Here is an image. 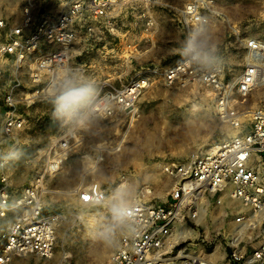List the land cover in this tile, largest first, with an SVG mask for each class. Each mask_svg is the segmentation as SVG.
<instances>
[{"label":"rangeland","instance_id":"rangeland-1","mask_svg":"<svg viewBox=\"0 0 264 264\" xmlns=\"http://www.w3.org/2000/svg\"><path fill=\"white\" fill-rule=\"evenodd\" d=\"M189 1L145 4L116 0L110 24L104 25L98 38L79 43L78 51L82 53L72 61L69 72L63 76L64 82L53 95H46L45 90L41 96L33 95L41 87L34 86L27 72L21 75L19 93L25 100V121L23 129L6 146L9 173L17 186L29 185L41 177L42 202L45 208L57 212L60 220L52 258L39 260L28 256L23 257L25 262L16 264L106 262L125 228L123 220L113 218L114 204L119 203L124 209L135 190L144 184L153 188L158 201H165L172 185L163 169L166 162L206 150L234 135L215 116L210 89L197 84L166 85L158 79L138 97L132 116L118 120L86 117L91 104L111 97L140 71L153 65L167 66L185 56L187 42L176 18ZM202 1L210 20L195 37L200 61L205 66H221L226 82L234 83L248 63L250 51L245 48L246 41H264V0ZM28 2L36 16L58 12L63 6L62 0H0V19L6 23L5 29L0 28V40L9 28L21 23ZM0 67H4L1 58ZM82 87L90 89L86 99L66 113L57 112V98ZM231 102L238 110L264 108V83L245 96L234 95ZM67 136L70 139L66 150L50 147ZM104 142L111 146L109 153L102 161H96L94 148ZM54 151L62 162L58 171L51 172L47 163ZM93 184L104 192L105 201L100 205H81L79 192ZM230 204L246 212L240 204ZM177 224L174 240L181 239L176 237ZM183 232L181 222V237ZM259 232L257 228L254 233ZM108 238L112 239L108 256L96 259L94 250L106 245ZM221 244L219 238L215 249L220 254L219 263L223 264ZM17 258L9 264H15L13 260Z\"/></svg>","mask_w":264,"mask_h":264},{"label":"built area","instance_id":"built-area-1","mask_svg":"<svg viewBox=\"0 0 264 264\" xmlns=\"http://www.w3.org/2000/svg\"><path fill=\"white\" fill-rule=\"evenodd\" d=\"M138 1L155 4L160 0ZM62 3L58 12L40 16L32 13L31 2L26 3L21 23L9 28L0 40L4 61L0 67V264H9L13 257L51 259L60 220L57 212L42 202L41 177L17 186L9 173L6 146L25 121V100L19 93L21 75L27 72L34 86L41 87L33 95L41 96L44 90L53 95L72 61L82 53L79 43L98 38L117 7L116 0ZM203 7L202 0H190L176 18L187 42L184 57L140 71L111 97L91 104L86 117L118 120L132 116L138 97L158 79L166 85L197 84L210 89L215 116L235 133L206 150L166 162L163 169L172 185L165 201L156 199L150 185L139 186L124 208L125 228L117 246L101 264H220L215 249L219 238L223 264H264V108L238 110L231 102L234 95L245 96L257 86L264 41H246L245 48L252 53L248 63L234 83L226 82L221 66H205L196 47L188 50L189 40L209 24ZM5 27L0 19V28ZM69 139H58L50 147L66 150ZM110 148L105 142L98 145L94 159L102 161ZM53 153L47 169L56 172L62 160ZM78 201L85 206L100 205L105 194L93 184L79 192ZM231 202L246 212L235 209ZM180 219L183 236L174 240ZM257 228L258 235L254 233ZM254 242L256 246L250 245ZM216 250L217 260L212 255Z\"/></svg>","mask_w":264,"mask_h":264},{"label":"clouds","instance_id":"clouds-1","mask_svg":"<svg viewBox=\"0 0 264 264\" xmlns=\"http://www.w3.org/2000/svg\"><path fill=\"white\" fill-rule=\"evenodd\" d=\"M196 47L195 37L189 40L188 42V50H194ZM90 89L87 87L72 89L59 96L56 100L58 105L57 112L66 113L73 106L81 103L86 97L89 95ZM112 214L113 218L117 221H122L124 216L126 215L125 210L120 206L119 203H116L112 206Z\"/></svg>","mask_w":264,"mask_h":264},{"label":"bare ground","instance_id":"bare-ground-1","mask_svg":"<svg viewBox=\"0 0 264 264\" xmlns=\"http://www.w3.org/2000/svg\"><path fill=\"white\" fill-rule=\"evenodd\" d=\"M251 54L252 53L249 52L248 57ZM262 66H263V63H261L260 68H259L260 73H259V81L257 82V85H261V84L264 83V69L262 68ZM82 216H86V215H82ZM177 223H176L177 224V236L176 237L179 239V238H181V219L178 220ZM173 239H175V238H173ZM110 240H112V239L111 238L110 239L108 238V243L106 245H104L101 249H95L94 250V252H95L94 254H95V258L96 259L103 260V259H105L108 256V248H109V245H110ZM105 241H106V239H105ZM13 258H17V257H13ZM21 258H23V257H21ZM36 260L38 261V259H36ZM21 262H25V259L24 258L23 259L17 258V259H14L13 260V263H15V264L16 263H21Z\"/></svg>","mask_w":264,"mask_h":264},{"label":"crops","instance_id":"crops-1","mask_svg":"<svg viewBox=\"0 0 264 264\" xmlns=\"http://www.w3.org/2000/svg\"><path fill=\"white\" fill-rule=\"evenodd\" d=\"M203 30H204V29H203ZM215 258H216V260H217V259H218V255H216V257H215Z\"/></svg>","mask_w":264,"mask_h":264}]
</instances>
